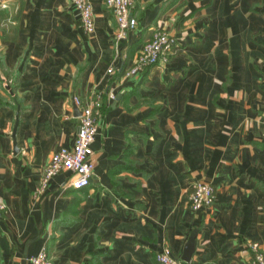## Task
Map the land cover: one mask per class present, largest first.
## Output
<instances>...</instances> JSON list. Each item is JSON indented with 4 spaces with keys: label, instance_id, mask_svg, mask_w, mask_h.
<instances>
[{
    "label": "crops",
    "instance_id": "obj_1",
    "mask_svg": "<svg viewBox=\"0 0 264 264\" xmlns=\"http://www.w3.org/2000/svg\"><path fill=\"white\" fill-rule=\"evenodd\" d=\"M88 1L90 33L70 0L0 8V264L41 247L49 264H159L163 248L182 264H251L250 244L264 246V0H136L116 43L110 10ZM154 31L176 39L168 60L125 77ZM92 93L87 186L62 171L39 189L73 142L72 97ZM195 181L214 187L211 207L191 209Z\"/></svg>",
    "mask_w": 264,
    "mask_h": 264
},
{
    "label": "built area",
    "instance_id": "obj_2",
    "mask_svg": "<svg viewBox=\"0 0 264 264\" xmlns=\"http://www.w3.org/2000/svg\"><path fill=\"white\" fill-rule=\"evenodd\" d=\"M6 0H0V8H4ZM136 0H103L104 5L110 10L115 28L113 40L127 36L137 24L135 18L130 15V10ZM78 14V23L81 30L90 33L93 30V14L88 0H70ZM176 39L165 31H154L150 38L142 43L128 68L123 71L125 77L137 75L142 69L156 63H163L170 55ZM111 72V69H108ZM74 104L79 108L77 116V128L70 147L59 146L50 154L41 177L39 189L45 187L47 181L55 174L67 171L70 177L67 186L72 189H80L87 186L92 171L91 142L97 129V120L100 116V99L97 93H92L86 101L82 102L78 97H72ZM190 207L194 211H200L211 207L215 201L214 187L208 182L195 181L191 183L189 193ZM4 204L0 201V217L4 212ZM252 251L251 264H264V246L258 242L250 244ZM154 259L159 264H182L173 257L168 248L157 251ZM30 264H49L46 251L41 247L35 255L29 257Z\"/></svg>",
    "mask_w": 264,
    "mask_h": 264
},
{
    "label": "water",
    "instance_id": "obj_3",
    "mask_svg": "<svg viewBox=\"0 0 264 264\" xmlns=\"http://www.w3.org/2000/svg\"><path fill=\"white\" fill-rule=\"evenodd\" d=\"M15 126H16V119L14 121V125H13L12 130H11V138L13 139V143H12L13 152H16V150H17L16 144L14 141ZM195 236H196L195 231H193L190 234V236L188 237L187 242L185 243L183 255L181 257L184 261H189L190 256L192 255V253L195 249ZM19 264H25V256L24 255H23Z\"/></svg>",
    "mask_w": 264,
    "mask_h": 264
},
{
    "label": "trees",
    "instance_id": "obj_4",
    "mask_svg": "<svg viewBox=\"0 0 264 264\" xmlns=\"http://www.w3.org/2000/svg\"><path fill=\"white\" fill-rule=\"evenodd\" d=\"M0 104H3V102H2V101H0Z\"/></svg>",
    "mask_w": 264,
    "mask_h": 264
},
{
    "label": "rangeland",
    "instance_id": "obj_5",
    "mask_svg": "<svg viewBox=\"0 0 264 264\" xmlns=\"http://www.w3.org/2000/svg\"><path fill=\"white\" fill-rule=\"evenodd\" d=\"M174 38H175V37H174ZM168 57H169V56H168ZM167 60H168V58H167ZM167 60H166V61H167Z\"/></svg>",
    "mask_w": 264,
    "mask_h": 264
}]
</instances>
